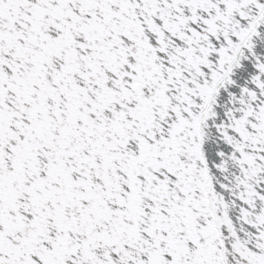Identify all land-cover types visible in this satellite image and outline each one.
Returning <instances> with one entry per match:
<instances>
[{
	"label": "snow or ice",
	"instance_id": "6c2138e0",
	"mask_svg": "<svg viewBox=\"0 0 264 264\" xmlns=\"http://www.w3.org/2000/svg\"><path fill=\"white\" fill-rule=\"evenodd\" d=\"M0 264H264V0H0Z\"/></svg>",
	"mask_w": 264,
	"mask_h": 264
}]
</instances>
